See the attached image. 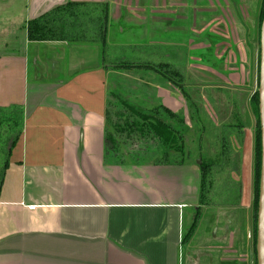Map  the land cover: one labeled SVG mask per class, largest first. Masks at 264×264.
<instances>
[{
	"label": "crops",
	"instance_id": "obj_1",
	"mask_svg": "<svg viewBox=\"0 0 264 264\" xmlns=\"http://www.w3.org/2000/svg\"><path fill=\"white\" fill-rule=\"evenodd\" d=\"M211 1L214 7L219 4ZM262 1L242 3L256 17ZM183 3L187 7L183 23L189 14L194 21L203 19L201 12L207 14L208 10H192L194 4ZM68 5L109 7V45L165 49L169 8L179 2L0 0V109H23L22 134L12 149L0 191V264H185L189 221L202 202L200 163L107 159L111 90L110 66L103 62L105 41L28 37L31 20ZM73 13L72 9L63 20ZM252 22L255 29L256 20ZM191 42L195 46L199 41ZM163 55L169 56L164 51ZM162 84L161 95H156L160 105L180 113L184 104L177 88L181 86L170 80ZM180 91L186 96L184 89ZM235 96H228L226 102L246 106L233 113L237 121L228 125L241 134L233 138L241 153L235 172L236 207L247 220L242 233L236 234L230 223L235 220L228 216L230 227L223 232L227 247L212 246L210 252L226 254V261L234 264H254L256 123L244 122H250L252 95L249 98L247 92L239 102L241 96ZM220 233L217 225L212 228V235Z\"/></svg>",
	"mask_w": 264,
	"mask_h": 264
},
{
	"label": "rangeland",
	"instance_id": "obj_2",
	"mask_svg": "<svg viewBox=\"0 0 264 264\" xmlns=\"http://www.w3.org/2000/svg\"><path fill=\"white\" fill-rule=\"evenodd\" d=\"M177 1L179 6H171L169 15L174 14L181 19L187 11L183 2L187 4L190 2L193 6V1ZM243 5L242 0H228L219 1L214 7L211 0H203V3L200 2L197 6L200 11L208 10L206 18H203L205 22L201 21L203 29H207L206 21L217 18V22L211 28L224 36L225 40L216 46V55L225 56L226 64L220 63L221 61L214 54V49L208 52L193 48L191 39L195 41L196 37H202L199 36L200 33L190 29L192 23L186 25L187 29L184 32L164 33L168 44L165 49L162 46L124 49L121 46L109 45L107 36L109 7L107 6L73 7L72 18L63 20V16L64 22L59 21L54 24L58 27L54 36L57 34V37L70 36L68 39L70 41L90 44L105 41L103 47L106 52L103 55V62L110 66L107 82L111 92L114 93L106 114L110 125L108 128L113 133L122 131L121 151L126 160L132 162L131 158H139L142 162H157L164 160L166 156L168 161L193 163L200 161L208 166L201 207L193 213L189 221L187 239L183 246L185 264H234L226 261V254L220 256L218 252L211 253L210 247L222 245L226 248L227 245H223L224 228L230 227L231 223L234 232L240 234L247 220L246 215L236 207L239 186L235 180V172L238 171L241 153L238 151L240 147L233 143V138L235 136L239 138L241 134L228 123L233 119L237 121V115L234 118L233 113L241 112L242 108L246 107L239 100L241 101L247 92L250 98L255 90L259 91L262 23L260 13L254 17L249 6ZM209 14L212 16L211 20ZM200 15L203 17L204 14L201 12ZM141 17L143 18L142 15ZM251 19L256 20L255 29L251 27L253 26ZM154 21L157 24L161 23L157 18ZM204 35L207 36L206 33ZM133 40L137 39L133 38ZM230 42L233 44L231 45ZM15 43L21 45L20 41ZM227 47L232 49L225 55ZM163 51L169 56L163 55ZM207 56L210 57L208 62L211 63L207 65L217 69V72L211 71L209 67L197 65L198 58L201 60ZM164 64H167V67H163ZM166 80L176 81L186 94L183 95L181 89L177 88L178 93L184 98V100L182 98L184 106L177 114V118H171L160 105L161 98L156 96L161 95L162 89L159 90L158 87H161ZM232 94L234 97L241 96L238 98L239 106H234V103L231 106V102H226L229 100L228 96ZM252 106L250 101V122L248 120L244 122L249 124L254 121L257 125L259 116H256ZM156 107L158 110L155 112L160 113V118L181 129V139L175 134L169 136L166 134L161 140L155 135L151 138L148 137L147 131L144 130L141 134L127 126L129 118L138 117L137 110L148 113ZM11 116L15 119L9 127L8 118ZM19 118V110L5 111L3 119H0L1 146H8L19 133L21 128ZM144 124L146 126V123ZM128 133H131V138H127ZM5 156L6 154L0 153V162L5 160ZM228 216L235 221L228 223L230 220ZM216 225L221 232L217 236L212 235V228Z\"/></svg>",
	"mask_w": 264,
	"mask_h": 264
},
{
	"label": "trees",
	"instance_id": "obj_3",
	"mask_svg": "<svg viewBox=\"0 0 264 264\" xmlns=\"http://www.w3.org/2000/svg\"><path fill=\"white\" fill-rule=\"evenodd\" d=\"M73 8L70 7V5L66 6V7H62V8H57L55 10H53L52 12H49L47 14H44L43 16H41L40 18H37L35 20H31L29 22L28 25V37L30 40H37V41H45V40H53V39H57L59 37L54 36L55 34V27L53 26V24L55 22H57L58 20L62 19L63 16L66 15V13L72 11ZM61 15V16H59ZM260 18H261V23L263 21L264 18V0L262 1V6H261V10H260ZM51 24V25H50ZM53 33V34H52ZM167 65V64H166ZM165 64L163 65V67H167ZM114 93L111 92V95L109 96V103L110 101H112ZM116 96V95H115ZM252 102V107H254V110L256 112V116L258 115L259 118L257 119V125H256V172H255V199H254V205H255V240L257 237V216H258V211H259V198H260V186H261V169H262V130H261V122H260V96H259V91L256 90L254 95L252 96L251 99ZM163 107V106H162ZM131 108H135L133 106H131ZM11 109H17L19 110L20 113V118L18 120V122L20 121V131L17 134V136L15 137L14 140L10 141V144L8 146H1L0 145V153H2L3 155L6 154L5 156V160L3 162H0V191L2 188V184L4 181V175L6 172V169L8 168L9 165V159H10V155L12 152V149L14 148V146L17 144L21 134H22V130H23V109L19 106H15V107H11V108H5V109H0V119H3L4 117V113L5 111ZM109 106L107 108V112H108ZM163 109V108H162ZM157 109L154 108L152 110V112H141L140 110H137V115L138 117H133L128 119V125L131 128H133L134 130H136L135 132H139L141 134L147 131L148 132V137L150 136L151 138L153 137V135H155L156 137H158L160 140L164 139L165 135L167 134L168 136L170 134L172 135H177L178 139L182 138V132L180 128H177L175 126H173L171 123L166 122L164 119L159 117L158 111L155 112ZM164 110L166 112L169 113V115L171 116V118H177V114L171 112L169 109H167L166 107H164ZM151 111V110H150ZM12 114V112H11ZM14 114V113H13ZM15 117L11 116L8 118V125L10 127V124H12V120H14ZM179 119V118H178ZM107 124L106 125V156L107 159H111V160H115V161H120L123 162L126 160V158L124 157V154H122L121 151V141L123 140V136L121 138V133L122 131H117L119 132V134L117 132L113 133L112 131L109 130V119L106 118ZM127 123V122H126ZM146 123V126L145 124ZM1 125V122H0ZM7 126V124H6ZM127 138H131V133H128ZM168 140V139H167ZM123 146L124 143H123ZM3 147V149H2ZM5 148H7L5 150ZM166 157V156H165ZM164 157V160H159V161H166V158ZM133 162H142L141 160H139V158H131ZM200 167L202 170V174H203V193H202V198L204 195V188H205V181L207 178V171L209 170L207 165H204V163H200ZM257 242V241H256ZM257 245V244H256ZM257 262V258H256V263Z\"/></svg>",
	"mask_w": 264,
	"mask_h": 264
},
{
	"label": "flooded vegetation",
	"instance_id": "obj_4",
	"mask_svg": "<svg viewBox=\"0 0 264 264\" xmlns=\"http://www.w3.org/2000/svg\"><path fill=\"white\" fill-rule=\"evenodd\" d=\"M192 1H193V4H194V7H193L192 10H194V8L196 9L197 6L200 5V2L203 3V0H197L196 1L197 3L194 2V0H192ZM219 1L224 2L225 0H217L218 3H219ZM189 12L192 13V11H189ZM206 15H203V18H206ZM177 17L178 16H174V14H170L168 16L169 21L167 22V26H166L168 32L169 31H172V32H180V31H182V32H184V30L187 29V26L186 25L188 23H192V25L190 26V29H192L194 32L200 33L199 36L202 37V38H199V37L197 38L196 37V40L195 41H199V42H197L196 44L194 43L195 46L193 45V48L204 49V50H206L208 52H209V50H213L214 49V54L221 61L220 63L226 64V63H224L226 61V57L225 56H219L218 57L216 55V51H217L216 50V46L219 45L222 41L225 40L224 36L216 33L211 28L213 26V24L217 22L216 21L217 18L214 19V20H211L212 19V16L210 15L209 17H211L210 18L211 21H209V20L206 21V22H208L207 23V26H206L207 29H203L204 27L202 28L201 21L203 20L205 22V19H202V20H199V21H198V19H196L194 21V16H192V14H189L188 17L186 18L185 23H183L182 18L180 19V17H179V19H178ZM226 23H228V22H226ZM205 33L207 34V36L204 35ZM176 35H178V34H175V36ZM214 36H215V39H214ZM200 39H202V40H200ZM191 41H193V39H191ZM230 44L232 45L233 43L230 42ZM231 49H232V47H227V50H226V54L225 55H227L231 51ZM209 58L210 57H208V56L201 58V60L198 58L196 61H198L199 64H197V65L209 67L207 65V64H211L210 62H208ZM204 62L206 64H204ZM209 68H210L211 71L212 70L213 71L217 70V69L213 68L212 66H210Z\"/></svg>",
	"mask_w": 264,
	"mask_h": 264
},
{
	"label": "water",
	"instance_id": "obj_5",
	"mask_svg": "<svg viewBox=\"0 0 264 264\" xmlns=\"http://www.w3.org/2000/svg\"><path fill=\"white\" fill-rule=\"evenodd\" d=\"M100 61V56L98 57ZM260 122L262 130V169H261V186L258 211L257 227V262L264 264V19L261 26V55H260ZM201 163L200 161H198Z\"/></svg>",
	"mask_w": 264,
	"mask_h": 264
}]
</instances>
